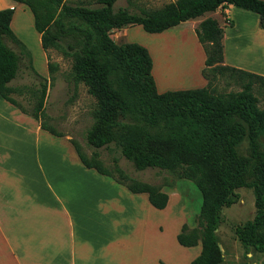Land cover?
Returning a JSON list of instances; mask_svg holds the SVG:
<instances>
[{
    "label": "trees",
    "instance_id": "obj_1",
    "mask_svg": "<svg viewBox=\"0 0 264 264\" xmlns=\"http://www.w3.org/2000/svg\"><path fill=\"white\" fill-rule=\"evenodd\" d=\"M13 1L25 4L31 13L48 74L54 64L47 50H60L71 59L73 85L83 84L95 100L93 120L84 133L86 144L94 150L87 157L70 140L79 161L131 192L146 193L158 209L167 201L160 186L128 176L115 159L106 168L95 149L113 143L136 170L155 167L191 181L200 194L196 225L182 223L175 235L182 246L200 244L188 264L223 263L216 235L221 209L237 201L236 188L249 187L254 214L233 232L244 252L250 247L264 253V105L258 106L255 95L264 90V76L223 64V30L212 17L202 19L195 29L204 53L201 75L206 84L202 87L158 93L147 49L136 42L115 43L109 36L113 28L135 24L145 32H160L227 4L255 13L258 26L264 28V0H170L153 9L132 0L117 7L115 0ZM12 12V8L0 9V96L36 119L41 129L59 136L44 122L47 78L34 69L28 48L11 30ZM21 67L36 77L35 84H11ZM217 75L226 76L240 89L215 93L212 82ZM24 92L29 96L28 109L11 96ZM243 138L245 155L236 148Z\"/></svg>",
    "mask_w": 264,
    "mask_h": 264
},
{
    "label": "crops",
    "instance_id": "obj_2",
    "mask_svg": "<svg viewBox=\"0 0 264 264\" xmlns=\"http://www.w3.org/2000/svg\"><path fill=\"white\" fill-rule=\"evenodd\" d=\"M233 7L227 4L211 11L220 21L206 11L160 32H145L135 24L113 28L109 36L115 43L136 42L147 49L158 93L202 87L206 84L201 75L204 53L195 29L202 19L212 17L223 30L221 41L230 43L229 57L222 43L223 64L264 76V28L258 26L257 15L251 25L233 23L229 15ZM4 8L13 10L10 28L14 30L15 19L20 24L15 22L16 36L25 46L32 41L41 51L38 62L31 60L45 76L47 59L28 7L0 0V9ZM136 29L143 37L128 35ZM171 38L184 44L189 41L186 45H192L197 55L191 74L173 77L182 80L170 86L160 58ZM161 190L167 201L158 209L148 202L146 193L131 192L113 178L85 167L66 137L41 129L36 119L0 96V264H188L199 253L200 244L182 246L176 241L187 215L178 210L180 205L174 209L177 193ZM159 216L165 223L163 229L157 226ZM159 236L162 245L158 249Z\"/></svg>",
    "mask_w": 264,
    "mask_h": 264
},
{
    "label": "rangeland",
    "instance_id": "obj_3",
    "mask_svg": "<svg viewBox=\"0 0 264 264\" xmlns=\"http://www.w3.org/2000/svg\"><path fill=\"white\" fill-rule=\"evenodd\" d=\"M67 2H73L75 0H66ZM127 0H115L113 6H124ZM134 3L142 6L144 8L153 9L160 7L162 4L170 0H132ZM210 16L217 18L220 21V17L207 12ZM229 15L233 20V23L237 25L241 24H250L253 23V18L256 17V14L233 7ZM229 20V19H228ZM227 18L225 22L228 23ZM15 19L12 23V27L15 31L18 29L15 27ZM18 23V22H16ZM18 25H20L18 23ZM186 24L181 27V29L186 28ZM22 29L23 31V24ZM20 27V28H21ZM12 30V28H11ZM13 33L17 35L15 32ZM19 31V30H18ZM17 31V32H18ZM128 35L131 37H143L139 31L131 30L128 32ZM17 37V36H16ZM18 38V37H17ZM178 38V37H176ZM22 41L20 38H18ZM180 39V38H178ZM175 38H171L170 44H167L163 50V55L160 59L165 63L163 68V76L170 77L168 80L171 85L180 84L182 79H173V77H182L185 74H188L194 70V61L195 56L197 55L194 47L192 45H186L189 43H183ZM30 41V40H29ZM224 52L227 57L230 55V43L225 41ZM7 44L13 47L9 42ZM183 44V45H180ZM30 46H27L31 57L35 62H38L40 58V52L38 47H34V43L30 41ZM155 51V50H154ZM49 61L54 64V68L50 74L46 72L45 76L48 81V86L46 89V96L44 99V112L48 116L44 119V122L47 125H50L54 128L55 131L59 132L62 136L66 137L67 140H72L80 147L81 151L89 157L91 151L94 148L88 146L84 139V133L89 125L92 123V110L95 105L94 98L86 92V87L79 83L76 86L73 85L69 78L71 59L68 56H65L61 53L60 50L49 48L47 50ZM156 53V52H155ZM183 59V61H182ZM162 60L161 63H162ZM182 61V64H181ZM32 63V60H31ZM179 63V64H178ZM33 66V64H32ZM193 76V75H192ZM37 81L36 77L28 71L21 67L16 75V77L11 81L13 85L21 84H35ZM212 86L215 90V93H227L231 91L239 90L240 88L228 80L226 76L217 75ZM163 88V86H161ZM257 97L258 106L264 105V90L255 91ZM11 96L18 102V104L24 108L28 109L30 104L28 101V94L24 92L21 95L11 94ZM32 144V142H31ZM40 151L42 160L44 151L42 142L40 143ZM264 144V142H263ZM237 151L239 154L245 155L246 140L243 138L241 142L237 145ZM98 152L97 159L102 163L106 168H110L113 165V160H116L117 165L130 177L150 184L158 185L163 190H170L171 192L177 193L176 200H179L175 204L174 209L178 208L179 211L187 215L186 223L189 227H194L196 225V217L199 211L200 205V194L194 184L183 178H175L174 175L167 170L158 169L155 167H147L142 170H136L131 162L125 159L120 153L119 150L115 147V144L110 143L106 147H100L95 149ZM47 168L49 163L45 161ZM170 182L171 185H168ZM238 193V199L230 206L223 207L221 209V221L216 229V235L218 241L221 244V251L223 254V264H263L262 259L264 253H258L252 248H248L244 252L243 247L240 245L236 239L233 229L236 225L242 224L244 221L251 219L254 214V205H253V193L249 187H239L235 190ZM157 226L162 229L165 226L164 220L159 216L157 219ZM181 226V225H180ZM162 243L160 241V236L158 237L157 247H161Z\"/></svg>",
    "mask_w": 264,
    "mask_h": 264
},
{
    "label": "water",
    "instance_id": "obj_4",
    "mask_svg": "<svg viewBox=\"0 0 264 264\" xmlns=\"http://www.w3.org/2000/svg\"><path fill=\"white\" fill-rule=\"evenodd\" d=\"M263 261H262V263L264 264V257H263V259H262Z\"/></svg>",
    "mask_w": 264,
    "mask_h": 264
}]
</instances>
